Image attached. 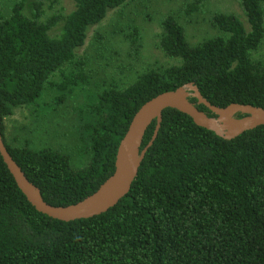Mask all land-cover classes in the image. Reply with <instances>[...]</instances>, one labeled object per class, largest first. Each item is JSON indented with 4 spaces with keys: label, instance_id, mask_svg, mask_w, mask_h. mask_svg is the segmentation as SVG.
Here are the masks:
<instances>
[{
    "label": "trees",
    "instance_id": "trees-1",
    "mask_svg": "<svg viewBox=\"0 0 264 264\" xmlns=\"http://www.w3.org/2000/svg\"><path fill=\"white\" fill-rule=\"evenodd\" d=\"M61 1L15 0L0 8L1 136L48 204H74L97 190L114 171L133 115L162 92L193 82L215 106L264 108V62L252 58L264 38V0H237L247 24L235 14H214L217 34L196 44L177 16L166 14L158 46L173 62L139 72L123 88L96 89L76 52L92 26L129 0H72L68 13L47 14ZM201 6L194 0L185 13ZM48 90L57 94L52 101ZM77 92L91 94L72 110L82 166L73 167L61 149L5 140L3 120L14 107L59 106ZM0 264H264V125L227 140L167 108L129 192L106 212L72 221L36 211L0 155Z\"/></svg>",
    "mask_w": 264,
    "mask_h": 264
},
{
    "label": "rangeland",
    "instance_id": "rangeland-1",
    "mask_svg": "<svg viewBox=\"0 0 264 264\" xmlns=\"http://www.w3.org/2000/svg\"><path fill=\"white\" fill-rule=\"evenodd\" d=\"M15 0H0V8L8 10ZM194 0H129L125 5L110 10L106 18L92 26L85 44L77 55L88 62L91 87L116 85L123 88L130 84L139 72L147 68L170 65L173 61L164 56L158 46L161 32L160 21L174 13L183 24L187 39L196 44L211 38L217 31L211 24L216 13H231L245 21V14L237 0H201V8L193 14L185 13V6ZM72 0H62L59 7L46 10L68 13ZM137 30V35L133 29ZM252 58L264 62V38L252 52ZM68 97L63 105L33 110L28 106L14 107L10 116L3 120V135L10 145H30L32 148L51 147L61 149L70 156L73 167L82 166L86 155L78 141L77 118L72 112L90 102L91 94ZM57 94L48 90L46 98L53 100ZM88 101V102H86Z\"/></svg>",
    "mask_w": 264,
    "mask_h": 264
},
{
    "label": "water",
    "instance_id": "water-1",
    "mask_svg": "<svg viewBox=\"0 0 264 264\" xmlns=\"http://www.w3.org/2000/svg\"><path fill=\"white\" fill-rule=\"evenodd\" d=\"M190 98L196 99V103L191 102ZM196 104L205 106L213 115L199 110ZM167 108L186 114L197 126L227 140L264 125V108L238 103H231L225 107L215 106L201 94L193 82L162 92L145 102L133 115L118 143L113 173L92 194L66 206H53L44 201L39 188L27 179L9 154L1 136V123L0 155L17 187L36 211L61 221L90 218L106 212L129 192L147 150L157 137L162 112ZM238 114L241 116H237ZM153 121H155L153 134L141 148L144 134Z\"/></svg>",
    "mask_w": 264,
    "mask_h": 264
}]
</instances>
